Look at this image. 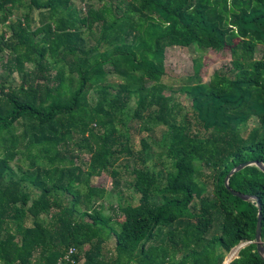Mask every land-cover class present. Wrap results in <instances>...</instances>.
<instances>
[{
    "label": "trees",
    "instance_id": "trees-1",
    "mask_svg": "<svg viewBox=\"0 0 264 264\" xmlns=\"http://www.w3.org/2000/svg\"><path fill=\"white\" fill-rule=\"evenodd\" d=\"M0 31V264L71 247L84 264H225L242 242L232 264H264L258 202L225 184L264 163V0H0ZM171 48L230 58L208 82L195 59L184 115ZM229 185L258 198L264 240V171Z\"/></svg>",
    "mask_w": 264,
    "mask_h": 264
},
{
    "label": "rangeland",
    "instance_id": "rangeland-1",
    "mask_svg": "<svg viewBox=\"0 0 264 264\" xmlns=\"http://www.w3.org/2000/svg\"><path fill=\"white\" fill-rule=\"evenodd\" d=\"M33 19L35 20L36 27L42 26L41 23V17H39L38 14L33 15ZM3 32L0 31V36ZM256 59H258L260 56L261 48L258 47ZM201 58L202 60V70H201V77L203 78L204 82H208L210 78L212 77L213 73L222 68L225 65L229 64L230 58L228 54L226 53H216L213 51H207L204 53H200L195 48H171L167 55V75L164 79V81L171 87L168 90V94H174V96L177 98L178 101H181L183 103L182 115L186 113V111L189 109V106L191 104V100L189 99L188 94L185 92V87L189 84V82L194 83L195 81L192 80V76L195 74L194 65H195V59ZM1 71V70H0ZM18 83H20L19 80H17ZM92 102L95 103L94 96H91ZM256 125L255 118H251L249 121V126ZM158 136H161L160 131L157 133ZM158 148V147H157ZM90 156H82V160L84 162L89 161ZM133 164V163H131ZM93 184L98 187H104L107 189L108 194L106 199L104 200L105 206H106V214H110L109 207L112 204L113 206H116L117 202H119V199L117 198V192H113V185H112V179L104 174L101 177L95 178L93 180ZM122 191L125 194V200L130 198L131 192L127 191L125 187L122 188ZM112 193V195L110 194ZM249 244V242H242L241 245L234 248V250L227 255L225 259V264H229L230 260L233 259L232 255L234 253L235 257L237 258L238 252L245 248V246ZM113 248V242L111 241L109 244ZM234 257V258H235ZM235 258V259H236ZM84 259H81L80 263H83Z\"/></svg>",
    "mask_w": 264,
    "mask_h": 264
},
{
    "label": "water",
    "instance_id": "water-1",
    "mask_svg": "<svg viewBox=\"0 0 264 264\" xmlns=\"http://www.w3.org/2000/svg\"><path fill=\"white\" fill-rule=\"evenodd\" d=\"M250 165H256L258 166L262 171H264V163L261 161H257V160H250L244 163H241L239 165H237L236 167H234L229 174L226 176V180H225V184L227 186V188L232 192V194H234L235 196L240 197L241 199L244 200H257V204L259 207V214H258V223H257V227H256V237L254 242L257 245V251L258 254L260 255V257L264 260V240L262 239V218H263V214H262V208H261V203L259 202L258 198L256 196H252V195H248V194H244L240 191L234 190L233 188L230 187L229 185V180L230 177L237 171H240L242 169H244L247 166ZM253 242V241H251Z\"/></svg>",
    "mask_w": 264,
    "mask_h": 264
},
{
    "label": "built area",
    "instance_id": "built-area-1",
    "mask_svg": "<svg viewBox=\"0 0 264 264\" xmlns=\"http://www.w3.org/2000/svg\"><path fill=\"white\" fill-rule=\"evenodd\" d=\"M77 254V249L74 248V247H71L68 249V251L66 252L64 258H62L61 260H59V262L57 264H84L83 263H80L81 260H77L75 259V256ZM235 254L234 253L232 256V258L235 257Z\"/></svg>",
    "mask_w": 264,
    "mask_h": 264
},
{
    "label": "crops",
    "instance_id": "crops-1",
    "mask_svg": "<svg viewBox=\"0 0 264 264\" xmlns=\"http://www.w3.org/2000/svg\"><path fill=\"white\" fill-rule=\"evenodd\" d=\"M239 252H240V251H239ZM239 252H238V255H239ZM238 257H239V256H238ZM238 257H237V258H238ZM235 258H236V257H235ZM235 258L231 259L230 262H229V264H230V263L232 262V260H234ZM237 258H236V259H237Z\"/></svg>",
    "mask_w": 264,
    "mask_h": 264
},
{
    "label": "flooded vegetation",
    "instance_id": "flooded-vegetation-1",
    "mask_svg": "<svg viewBox=\"0 0 264 264\" xmlns=\"http://www.w3.org/2000/svg\"><path fill=\"white\" fill-rule=\"evenodd\" d=\"M234 260H235V259H234ZM234 260H232V262H233ZM232 262H231L230 264H232Z\"/></svg>",
    "mask_w": 264,
    "mask_h": 264
}]
</instances>
